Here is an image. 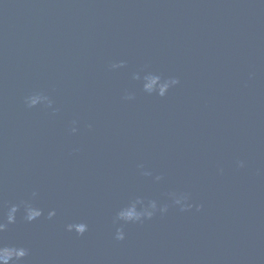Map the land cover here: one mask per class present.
Wrapping results in <instances>:
<instances>
[{
  "label": "water",
  "instance_id": "1",
  "mask_svg": "<svg viewBox=\"0 0 264 264\" xmlns=\"http://www.w3.org/2000/svg\"><path fill=\"white\" fill-rule=\"evenodd\" d=\"M141 69L180 82L148 96ZM33 190L44 216L0 237L28 264H264V0H0V210ZM172 191L193 208L113 239L119 207Z\"/></svg>",
  "mask_w": 264,
  "mask_h": 264
},
{
  "label": "clouds",
  "instance_id": "2",
  "mask_svg": "<svg viewBox=\"0 0 264 264\" xmlns=\"http://www.w3.org/2000/svg\"><path fill=\"white\" fill-rule=\"evenodd\" d=\"M125 61L112 63L109 66L110 70L123 68ZM144 75L141 77L139 72L133 74V80L138 82L139 90L148 95L163 98L169 91L179 84V79L174 76L165 77L159 73L141 69ZM135 98L134 92L126 91L123 99L132 100ZM24 103L28 108H36L42 106L46 109H52L55 113L59 109L54 107L55 101L44 92H33L24 98ZM77 121H72L70 128L71 133L75 134L78 131ZM91 128V125H89ZM239 167H243V161L238 162ZM143 169V165H138ZM222 171V170H221ZM143 175H151L150 172L144 171ZM155 179L159 181L161 176H156ZM39 193L33 190L31 196L27 200H22L19 203L8 205L7 210H0V237L8 231L10 225L17 223L18 214L27 223H32L42 216H44V209L39 207L34 201L38 198ZM191 203V195L186 191H172L167 193L166 201H159L154 198H146L142 196H135L127 203L119 207L112 218V224L115 229L113 239L116 241H123L126 238L125 226L128 224H143L147 220L153 219L157 214L164 215L169 211L170 207H176L179 211H189L193 208ZM201 206H196L197 211ZM56 216V210L52 209L47 212V219H52ZM68 232H74L77 236H83L89 230L87 222L79 221L72 222L65 226ZM30 249L17 244H6L0 239V264H28V257Z\"/></svg>",
  "mask_w": 264,
  "mask_h": 264
}]
</instances>
